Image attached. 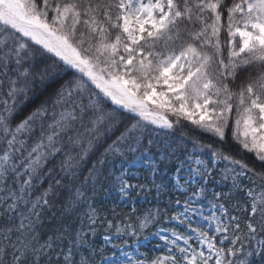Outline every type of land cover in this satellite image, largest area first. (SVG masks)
<instances>
[{
  "label": "snow or ice",
  "instance_id": "1",
  "mask_svg": "<svg viewBox=\"0 0 264 264\" xmlns=\"http://www.w3.org/2000/svg\"><path fill=\"white\" fill-rule=\"evenodd\" d=\"M229 131L264 163V0H0V264H264V171Z\"/></svg>",
  "mask_w": 264,
  "mask_h": 264
},
{
  "label": "trees",
  "instance_id": "2",
  "mask_svg": "<svg viewBox=\"0 0 264 264\" xmlns=\"http://www.w3.org/2000/svg\"><path fill=\"white\" fill-rule=\"evenodd\" d=\"M225 56H226V52H225ZM249 71H255V70L250 69ZM244 75H246L245 72H241L238 75V78L233 85L234 89L238 88L240 81H241V79H243ZM42 99H43L42 95H39V94L33 95L32 93H29L27 99H25L22 96L19 100H17L16 107H15L13 115H12L13 126L15 124L19 123L21 120L25 119L35 109V107L41 103ZM184 123H186V122H184ZM181 130L188 131V129H178L176 134L179 135V132ZM116 134L118 135L119 132H117ZM197 134L198 133L195 131L192 132V135H197ZM37 135H38V133H37ZM33 138L35 139V136ZM201 138L206 143L212 142L211 138L208 135H203ZM29 143H31V141H29ZM145 143H146V141H145ZM224 147H225L226 151H231V153L234 156H236V158L244 160L249 165V167H253L257 172L264 171V163L258 161L253 153H249V152L240 150L239 145H236L232 141L230 131L228 134V143ZM94 158L95 157L90 158L86 162L85 166L83 167L84 175H87V170L89 167H91L92 160ZM58 161H59V157H57V162ZM51 166H52L51 164L48 165V167H51ZM46 170H47V168H45V171ZM106 173H107V168H106ZM216 179H220V175L218 172L216 174ZM135 180L137 182H140V183L144 182L143 178L142 179L138 178ZM102 183H103L104 189H108V191L105 192L104 190L98 188L97 194L94 197V206L99 210L101 215H103L104 213H107L108 218L112 219L111 209L114 205L117 206L118 212H122V213L128 212L132 205L127 204V203L124 204V203L118 202V194L114 190L109 188V185L106 181H104ZM47 185H48V181H45V183L43 184V186L41 187L40 190L42 191L43 188L47 187ZM217 190L227 191V188L221 189L218 187ZM133 195L135 196L136 194L133 193ZM155 202L156 201H155V192L154 191L151 194H143L142 193L139 196H136L135 204H136L138 213L143 212V210L148 208V207L154 206ZM44 227L45 228L48 227L47 223H45ZM114 231L115 230L113 229L112 232L114 233ZM104 234H105L104 227L100 226L97 228L96 235L90 237V239L92 240L94 245L97 246L98 248L100 246L104 245V240H103ZM151 244H153V240H150V242L145 243V246L141 247L140 249L144 253H148L149 249H150L149 247L151 246ZM106 254H110V252H106ZM252 264H261V261L259 258H254L252 261Z\"/></svg>",
  "mask_w": 264,
  "mask_h": 264
},
{
  "label": "rangeland",
  "instance_id": "3",
  "mask_svg": "<svg viewBox=\"0 0 264 264\" xmlns=\"http://www.w3.org/2000/svg\"><path fill=\"white\" fill-rule=\"evenodd\" d=\"M129 167H130V169H131L132 172H136L138 168H139V169H142L139 165H138L137 167H135V168H133V167H131V166H129ZM220 167L223 168L224 165H223V164H220V165H219V168H220ZM143 175H144V174H143L142 171L140 170V176L143 177ZM140 176H139V177H140ZM139 177H138V178H139ZM133 182H137V181H134V180H133ZM258 182H259V181H258ZM119 202H120V201H119ZM122 203H126V202H122ZM172 226H173V225H170V226H167V227H172ZM150 239H152V238H150ZM153 239H154V238H153ZM116 242L118 243L119 241H116ZM156 242H157V241L155 240V241H154V244H155ZM145 243H146V242H145ZM154 244H153V245H154ZM140 252H143V251H141V249H140ZM147 254L149 255V257H151V256L154 254V250H153V246H152V245L150 246L149 252H148Z\"/></svg>",
  "mask_w": 264,
  "mask_h": 264
}]
</instances>
